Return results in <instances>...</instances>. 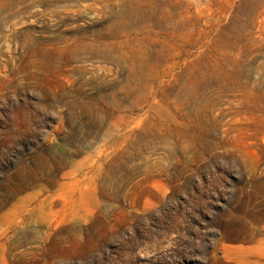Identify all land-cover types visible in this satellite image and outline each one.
<instances>
[{"label":"rangeland","instance_id":"1","mask_svg":"<svg viewBox=\"0 0 264 264\" xmlns=\"http://www.w3.org/2000/svg\"><path fill=\"white\" fill-rule=\"evenodd\" d=\"M0 264H264V0H0Z\"/></svg>","mask_w":264,"mask_h":264}]
</instances>
